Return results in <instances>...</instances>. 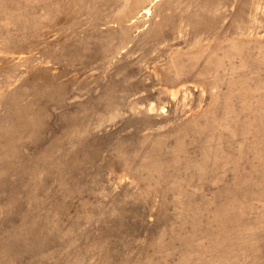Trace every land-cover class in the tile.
<instances>
[{"label":"rangeland","instance_id":"obj_1","mask_svg":"<svg viewBox=\"0 0 264 264\" xmlns=\"http://www.w3.org/2000/svg\"><path fill=\"white\" fill-rule=\"evenodd\" d=\"M0 264H264V0H0Z\"/></svg>","mask_w":264,"mask_h":264},{"label":"bare ground","instance_id":"obj_2","mask_svg":"<svg viewBox=\"0 0 264 264\" xmlns=\"http://www.w3.org/2000/svg\"><path fill=\"white\" fill-rule=\"evenodd\" d=\"M149 10H150V9H147L146 12L149 11Z\"/></svg>","mask_w":264,"mask_h":264}]
</instances>
